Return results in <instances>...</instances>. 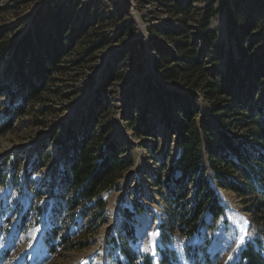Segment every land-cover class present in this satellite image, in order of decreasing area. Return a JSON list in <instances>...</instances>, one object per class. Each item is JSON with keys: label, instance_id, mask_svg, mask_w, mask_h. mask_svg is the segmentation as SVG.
Instances as JSON below:
<instances>
[{"label": "rangeland", "instance_id": "374dc122", "mask_svg": "<svg viewBox=\"0 0 264 264\" xmlns=\"http://www.w3.org/2000/svg\"><path fill=\"white\" fill-rule=\"evenodd\" d=\"M169 1L0 0L5 9L0 12V31L6 39L23 37L42 8L64 5L76 8L74 29L83 26L81 37L88 40L85 44L78 41L76 52L65 59L87 61L55 73L50 86L56 93L48 94L50 100L27 106L25 115L15 117L13 128L0 136V264H242L248 242L264 256V226L255 223L253 196L217 188L222 215L216 218L208 211L198 235L188 237L182 232L181 214L194 188L188 185V196L179 199L172 182L181 174L172 181L168 177L181 154L175 135L179 109L194 103L198 123L212 109V101L195 80L178 77V82H168L164 77L175 67L178 71V42L185 39L202 57V67L211 68L216 50L204 35L208 9V31L216 36L215 46L239 59L230 35L231 6L239 23L246 17L254 24L252 38L258 51L264 45L261 0H181L185 24L181 15L166 7ZM91 46L97 50L79 56ZM158 52L170 56V63L161 60ZM10 58L1 61L0 85L12 82V71L9 76L5 71ZM226 62L227 54L220 62L222 72ZM113 70L115 77H110ZM206 74L212 80V72ZM76 86L79 95L71 94ZM166 92L174 96L172 103ZM159 96L167 103L161 104ZM11 98L9 91L0 93V126L11 117L5 109L22 102ZM92 119L112 126L109 141L132 146L131 165L118 187L102 194L107 201L102 213L90 203L71 208L68 201L73 193L59 179L71 154L69 127ZM229 122L222 114L219 123ZM233 130L245 133L237 123ZM153 233L154 247L150 244Z\"/></svg>", "mask_w": 264, "mask_h": 264}, {"label": "trees", "instance_id": "16d2710c", "mask_svg": "<svg viewBox=\"0 0 264 264\" xmlns=\"http://www.w3.org/2000/svg\"><path fill=\"white\" fill-rule=\"evenodd\" d=\"M181 3V0H170L166 7L173 8L176 14L181 15L185 24L183 16H186V12L181 8ZM260 6L264 9V0H261ZM4 10L0 6V12ZM206 12L208 17L205 18L204 35L210 40V47L216 50L212 66L207 69L212 72V80L206 77L202 57L187 39L178 42V71L175 67L164 74L168 82H178V77L180 80H195L196 87L207 100L212 101V109L201 115L198 123L193 112L194 103L179 109L180 120L175 135L176 148L181 154L168 177L172 181L177 173L181 174L180 179L172 182L177 185L173 193L176 191L179 199L188 196V185L194 188L192 199L184 204L185 210L181 214V230L188 237L199 234L204 224L202 216L206 212L209 211L216 218L222 215L217 188L244 197L253 196L255 223L264 226V45L254 51V24L246 17L239 23L236 13L228 6L230 35L236 41L239 54L236 60L232 52L226 53L222 47L215 46L216 36L208 31L211 10ZM75 17L74 7L58 5L52 9L48 6L37 12L32 28L20 39H6L4 32L0 31V66L1 61L11 55L5 68L7 76L12 71V82H2L0 93L9 91L11 101L18 97L22 100L18 106L11 105L5 109V115L11 117L1 124L0 136L13 128L15 117L25 115L27 106L50 100L48 94L56 93V89L50 86L55 73L67 72L87 61L83 57L69 62L65 60L73 51L76 52L78 41L82 44L88 42L86 37H81L83 26L74 29ZM181 31V35L186 33H183V28ZM95 50L97 46H91L79 56L85 51L91 55ZM225 54L227 62L222 72L220 62ZM158 56L170 63V56L163 52H158ZM110 77H115L114 70ZM78 90L76 86L71 94L79 95ZM260 92L263 94L260 95ZM166 94L171 96L169 103H172L174 96L168 92ZM161 97L159 99L164 105L167 101ZM50 110L51 107L44 108L41 113L44 115ZM222 114L229 117L231 122L220 124ZM236 123L244 129V134H234ZM111 129L112 126L95 119L80 125L72 124L68 129L67 145L71 154L66 166L59 172V179L66 186L65 190L73 193L68 201L73 209L90 203L92 208L104 212L107 201L102 194L116 189L131 165V144L109 141L107 136ZM136 131L138 136L141 135L139 128ZM128 231L133 235L131 228ZM257 244L261 246L260 241ZM242 264H264V256L251 242L246 243Z\"/></svg>", "mask_w": 264, "mask_h": 264}, {"label": "snow or ice", "instance_id": "6c2138e0", "mask_svg": "<svg viewBox=\"0 0 264 264\" xmlns=\"http://www.w3.org/2000/svg\"><path fill=\"white\" fill-rule=\"evenodd\" d=\"M155 235H156L155 233L150 235V244L152 247L155 246V239H154ZM245 235H247V233H245ZM241 242H243V237H241ZM145 251H147V248H145ZM230 259H231V257H230Z\"/></svg>", "mask_w": 264, "mask_h": 264}]
</instances>
